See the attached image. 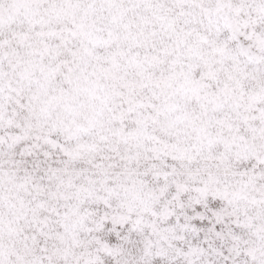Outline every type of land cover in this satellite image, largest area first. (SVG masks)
Instances as JSON below:
<instances>
[{
    "label": "snow or ice",
    "instance_id": "1",
    "mask_svg": "<svg viewBox=\"0 0 264 264\" xmlns=\"http://www.w3.org/2000/svg\"><path fill=\"white\" fill-rule=\"evenodd\" d=\"M0 264H264V0H0Z\"/></svg>",
    "mask_w": 264,
    "mask_h": 264
}]
</instances>
